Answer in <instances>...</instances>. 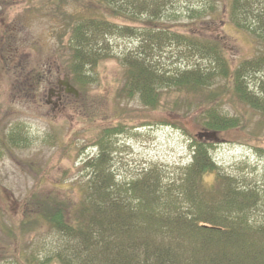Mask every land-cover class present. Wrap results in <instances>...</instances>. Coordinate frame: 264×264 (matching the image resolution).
Masks as SVG:
<instances>
[{
	"label": "rangeland",
	"instance_id": "rangeland-1",
	"mask_svg": "<svg viewBox=\"0 0 264 264\" xmlns=\"http://www.w3.org/2000/svg\"><path fill=\"white\" fill-rule=\"evenodd\" d=\"M44 1L0 0V129L9 145L0 149V264H94L89 254L82 253L80 237L45 222L40 214L43 204L55 198L70 207L92 185L129 196L128 188L144 177L156 179V211L172 216L189 212L214 221L198 225L197 232L174 228L177 239L172 246L185 258L198 251L202 257L222 250L241 260V253L230 245L202 251V240L208 244L204 234L216 232L220 223L229 220L252 239L254 249L264 247V112L260 108L264 107V67L252 69L250 61L264 51L263 40L252 33L264 26V0L254 6L260 7L254 11L261 13L259 23L253 14L233 12L232 0H167L162 11L148 0L143 8L155 10L158 23L195 40L186 36L178 42L168 36L119 30L96 34L90 38L92 57L87 55L79 69L82 85L72 82L79 95L67 93L57 106L55 96L48 102L50 89L66 76L71 79L73 66L68 62L69 34L61 40L54 12L66 10L68 21L73 12L75 19L97 16L132 22L110 15L96 5L97 0H59V4L54 0L49 7ZM241 1L249 8L247 0ZM146 17L144 13L139 19ZM210 40L219 42L221 55L232 67L248 69L243 84L259 108L253 98L249 103L228 92L221 107L222 113L240 117L239 126L212 132L204 125L200 110L205 99L199 95L171 93L154 109L144 104L141 87L126 82V58L131 56L145 61L148 71L160 73L163 80L195 67L202 74L212 73V82L225 85L228 79L221 66L225 58L217 61L198 50ZM98 49L106 50V55L93 56ZM155 81L154 88L162 84ZM130 88L135 89L132 94ZM196 139L213 144L217 171L241 192L237 209L217 198L213 206L208 200L193 206L182 194ZM215 185L213 175L207 176L205 189ZM124 234L115 241L125 242Z\"/></svg>",
	"mask_w": 264,
	"mask_h": 264
},
{
	"label": "trees",
	"instance_id": "trees-1",
	"mask_svg": "<svg viewBox=\"0 0 264 264\" xmlns=\"http://www.w3.org/2000/svg\"><path fill=\"white\" fill-rule=\"evenodd\" d=\"M53 1L45 0L44 3L49 7ZM55 1L58 4L60 3L59 0ZM260 1L247 0L249 7L247 8L243 1L232 0V11H237V13L241 11L246 16L253 14L255 22L259 23L262 17L261 13H254V11L255 9L259 10L260 7L254 6L259 4ZM149 2L148 0L95 1L96 5L104 6L110 15L120 17L123 20H130L132 24H122L116 22L113 18H99L97 16H83L75 19L73 12L71 21H68L66 10L54 12L59 19L57 30L61 40L63 36L69 34L70 57L68 62L73 66L71 82L82 85V73L79 69H82L86 59L89 58L88 56H91L89 52L90 38L96 36V34H108L112 33V30H119L121 32H137L140 35L148 34L159 38L168 36L178 42L186 36L195 40L193 35L189 36L181 31L176 32L168 25L157 22L155 10L162 11L167 4V0H152L151 3L154 4L155 10L151 13L143 8ZM144 13L147 14V17L139 19ZM72 22H74L73 25ZM67 24L70 26L67 27ZM252 30V33L257 34L264 42V26L261 29L254 28ZM4 34L2 33L1 36L4 37ZM210 42L205 41L203 48L197 47L199 52L202 55L214 57V60L217 61H220L221 58L224 59V55H221V50H219L221 49L219 42L214 40H210ZM191 45V47H194L195 43L192 41ZM96 51L95 54L97 55L93 54V56L103 57L106 55L104 49ZM129 57L126 58L128 64L126 67V82L141 87V98L145 105L154 109L157 108V105L162 106L165 96L171 93L182 95L183 92L187 91L193 96L197 97L199 95L205 99L204 108L200 110L202 116H204V125L212 132L225 131L242 123L240 117L222 113L223 97L227 92L230 96H232L231 93H236L242 100L249 103L253 98L254 106L258 107L257 103L259 102L254 99L255 97L243 84L244 78L249 75L247 73L248 69L240 66L232 67L227 58H225L224 63H221V66L228 81L225 85H219L212 82L214 81L212 73L202 74L195 67L185 69L182 74H174L163 80L160 73L156 72L155 74L152 70L148 71L144 64L145 61ZM250 61H252V69L256 68L259 71L261 67H264V51L255 60ZM248 62L249 59L245 60L243 64L245 65ZM155 78L161 81L160 84L162 83L157 88H154L156 87L154 85ZM134 90L130 88L131 94ZM174 105L177 106V101L174 102ZM260 108L264 112V107L260 105ZM171 109H173L172 105ZM11 138H13V135H11ZM71 144L73 143L71 142ZM193 145L195 147L193 161L187 168L186 178L183 179L182 194L193 206H197L200 203L199 201L205 202L207 200L213 206L214 200L217 198L230 201L232 208L237 209L240 204L239 196L241 192L233 188L227 176L225 177L217 171V165L211 155L213 144L210 141L196 139ZM2 148L9 149V145L6 133L0 129V149ZM209 175H213L216 185L206 187L208 189L206 190L204 185L206 184V177ZM155 180L151 177H144L135 181L133 186L128 188V190H131L130 195L125 197L120 194V191L117 193L110 191V187L92 185L88 188L83 199L78 197L70 207L64 201L54 198L51 202L43 204L44 208H42L40 214L45 222L54 229L80 237L84 241L83 246H85L82 253L89 254L94 264H264V247L254 249L252 239L246 233L238 231L236 222L233 220L223 224L220 223L219 229L214 233H205L204 236L208 244L205 240H202L204 247L202 251L212 250L214 246H217L219 250V244L221 246L230 245L234 248V251L237 249L241 253V256H243L241 260L222 250L202 257L200 251H198L191 259L185 258L182 251L172 246V241L177 239L176 233L173 231L174 228L187 230V227L191 232H197L198 229H201L197 227L198 225L206 226L210 221H214L201 219L199 214L192 215L189 212H187V216L182 213L172 216L156 211V207H154L157 195ZM158 188L161 191L162 186L158 185ZM245 209H248V206H245ZM142 216L145 221L143 226L146 227L140 225ZM119 233H126L124 234L125 242L118 243L115 241V237ZM214 237L218 239L214 240ZM100 247L101 249H99ZM86 260H88V256Z\"/></svg>",
	"mask_w": 264,
	"mask_h": 264
},
{
	"label": "flooded vegetation",
	"instance_id": "flooded-vegetation-1",
	"mask_svg": "<svg viewBox=\"0 0 264 264\" xmlns=\"http://www.w3.org/2000/svg\"><path fill=\"white\" fill-rule=\"evenodd\" d=\"M68 79H69V77L66 76L65 79H60L58 81L59 83H58L57 87H51L50 94H49V100H48L49 103L52 101V98H51L52 96L56 97V101H54V105L57 106L61 102V100L65 94H67V93L74 94V93L67 91V86H66L65 82L68 81Z\"/></svg>",
	"mask_w": 264,
	"mask_h": 264
},
{
	"label": "water",
	"instance_id": "water-1",
	"mask_svg": "<svg viewBox=\"0 0 264 264\" xmlns=\"http://www.w3.org/2000/svg\"><path fill=\"white\" fill-rule=\"evenodd\" d=\"M65 84L67 86V91L68 92L74 93L75 95H79V90L73 84H71V82L69 80L66 81ZM204 135L208 136L210 134L209 133H204Z\"/></svg>",
	"mask_w": 264,
	"mask_h": 264
}]
</instances>
